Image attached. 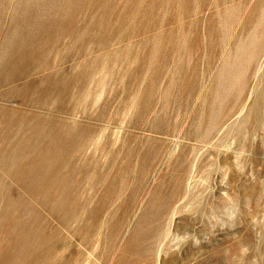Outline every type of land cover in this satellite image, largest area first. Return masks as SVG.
Masks as SVG:
<instances>
[{
    "label": "rangeland",
    "instance_id": "1",
    "mask_svg": "<svg viewBox=\"0 0 264 264\" xmlns=\"http://www.w3.org/2000/svg\"><path fill=\"white\" fill-rule=\"evenodd\" d=\"M0 264H264V0H0Z\"/></svg>",
    "mask_w": 264,
    "mask_h": 264
},
{
    "label": "bare ground",
    "instance_id": "2",
    "mask_svg": "<svg viewBox=\"0 0 264 264\" xmlns=\"http://www.w3.org/2000/svg\"><path fill=\"white\" fill-rule=\"evenodd\" d=\"M232 110H233V109H232ZM230 112H231V111H230ZM238 114H239V113H238ZM235 117H236V115H235ZM233 118H234V117H233ZM226 120H227V119H226ZM223 121H224V120H223ZM219 122H220V121H219ZM228 123H229V122H227V124H228ZM238 123H239V122H238ZM227 124H226V125H227ZM219 127H220V126H219ZM219 127L217 126V128H219ZM224 127L226 128V126H224ZM214 128H215V126H214ZM215 129H216V128H215ZM216 130H217V129H216ZM226 130H227V129H226ZM226 130H225L224 135H226V133H227ZM213 131H214V129L212 130V132H213ZM235 131H236V130H235ZM216 132H217V131H216ZM231 132H232V131H231ZM214 133H215V132H214ZM233 133H234V132H233ZM227 134L229 135V133H227ZM212 135H213V134H212ZM224 135H223V136H224ZM233 135H234V134H233ZM218 136H219V135H218ZM218 136H217V137H218ZM226 136H227V135H226ZM231 136H232V135H231ZM231 136H229V138H230ZM208 137H210V136H208ZM236 137H237V136H235V137H233V138H236ZM205 138H206V137H205ZM221 138H222V137H221ZM221 138H220V139H221ZM227 138H228V137H227ZM229 138H228V139H229ZM233 138H232V140H236V139H233ZM199 139H200V138H199ZM207 139H208V138H207ZM215 139H216V138H215ZM224 139H225V138H224ZM194 140H195V139H194ZM203 140H204V143H205V142H206V141H205L206 139H203ZM237 140L240 141L239 139H237ZM207 141H208V140H207ZM224 141H225V140H224ZM226 141H227V140H226ZM226 141H225V142H226ZM230 141H231V140H230ZM186 142H187V141H186ZM188 142H189V141H188ZM196 142H197V141H196ZM220 142H221V141H220ZM194 143H195V142H194ZM197 143L199 144V142H197ZM201 143L203 144V142H201ZM212 143H213V142L211 141V144H212ZM232 143H233V141H232ZM208 144H210V143H208ZM211 144H210V146H211ZM229 144H231V143H229ZM195 145H196V144H195ZM225 145H226V144H225ZM233 145H234V144H233ZM215 147H216V146H215ZM218 147H219V146H218ZM221 147H222V146H221ZM227 147H228V145H227ZM227 147H226V148H227ZM199 148H201V147H199ZM208 148H209V147H208ZM223 148H224V147H223ZM228 148H229V147H228ZM230 148H232V147H230ZM237 148H238V147H237ZM188 149H189V148H188ZM194 149H195V147H194ZM194 149H193V150H194ZM221 149H222V148H221ZM224 149H225V148H224ZM232 149H233V148H232ZM238 149H239V148H238ZM227 150H228V149H227ZM234 150H236V149H234ZM201 151H202V150H201ZM201 151H199V152H201ZM231 151H232V150H231ZM199 152H198V153H199ZM227 152H228V151H227ZM235 152H236V151H235ZM242 152H243V151H242ZM211 153H212V152H211ZM211 153H210V154H211ZM218 153H219V152H218ZM222 153H224V151H223ZM228 153H229V152H228ZM238 153H239V152H238ZM175 154H176V153H173V154L171 155L170 160H172L173 157L176 156ZM192 154H193V152H192ZM200 154H201V153H200ZM231 154L234 155L233 153H231ZM239 154H240V153H239ZM197 155H198V154H197ZM217 155H218V154H217ZM225 155H226V153H225ZM236 155H237V154H236ZM255 155H256V154H255ZM198 156H199V155H198ZM203 156H204V155H202L201 158H200V157H199V158L202 159ZM210 156H212V155H210ZM228 156H229V155H228ZM239 156H240V155H239ZM212 157H213V156H212ZM222 157H223V156H222ZM234 157H235V156H234ZM223 158H224V157H223ZM223 158H222V159H223ZM230 158H231V157H230ZM236 158H238V156H236ZM200 159H199L198 164H197L196 167H195L196 170H197V167L199 168V165H201V163H202V160H200ZM210 159H211V158H210ZM210 159H209V160H210ZM212 159H213V158H212ZM225 159H226V158H225ZM216 160H217V159H216ZM228 160H229V158H228ZM238 160H239V159H238ZM190 161H191V159L189 158V159H188V162H190ZM217 161L219 162V160H217ZM217 161H216V162H217ZM226 161H227V159H226ZM195 162H196V160H195ZM216 162H215V163H216ZM221 162H222V161H221ZM235 162H236V161H235ZM235 162H234V163H235ZM204 163H205V162H204ZM219 163H220V162H219ZM219 163H218V164H219ZM237 163H238V162H237ZM193 164H194V163H193ZM193 164H192V165H193ZM211 164H213V163H211ZM211 164H209V165H211ZM227 164H229V163H227ZM213 165L215 166V164H213ZM213 165H212V166H213ZM224 165H225V164H224ZM237 165H238V164H237ZM194 166H195V165H193V169H194ZM217 166H219V165H217ZM221 166H222V165H221ZM226 166H229V165H226ZM226 166H224V168H225ZM191 167H192V166H191ZM206 167L208 168L209 166H206ZM229 167H231V166H229ZM221 168H223V167H221ZM224 168L221 169V170L224 171ZM218 169H219V168H217L216 170H218ZM229 169H230V168H229ZM229 169H228V170H229ZM203 170H204V169H203ZM207 170H208V169H207ZM210 170H211V169H210ZM210 170H209V171H210ZM221 170H220V171H221ZM238 170H239V169H238ZM193 171H194V170H193ZM193 171H192V173H193ZM204 171H205V170H204ZM204 171H203V172L201 171V172H202L203 174H204L205 172H207V171H205V172H204ZM209 171H208V172H209ZM190 172H191V171H190ZM208 172H207V173H208ZM214 172H215V171H214ZM231 172H232V171L230 170V173H231ZM192 173H191V174H192ZM202 173H201V174H202ZM210 173H211V172H210ZM221 173H222V172H221ZM226 173H228V172H226ZM195 174H196V173H195ZM215 174H216V173H215ZM208 175H210V174H208ZM218 175H219V174H218ZM225 175H226V174L224 173V176H225ZM228 175H230V174H228ZM228 175H227V177H228ZM190 176H191V175H190ZM194 176H195V175H194ZM199 176H200V175H199ZM203 176H204V175H203ZM211 176H212L213 178L215 177L214 175H211ZM219 176H220V175H219ZM224 176H223V177H224ZM227 177H226V178H227ZM201 178H202V177H201ZM201 178H200V180H201ZM205 178H207V177H205ZM205 178L203 177V179H205ZM208 178H209V177H208ZM224 178H225V177H224ZM224 178H223V179H224ZM189 179H190V178H189ZM192 179H194V178L192 177L191 180H192ZM217 179H218V178H217ZM194 180H195V179H194ZM209 180H211V179H209ZM212 180H213V179H212ZM198 181H199V180H198ZM203 181H204V180H203ZM205 181H207V180H205ZM205 181H204V182H205ZM213 181H214V180H213ZM218 181H220V180L218 179L217 182H218ZM221 181H222V180H221ZM223 181H224V180H223ZM227 181H228V180H227ZM227 181H224V182L227 183ZM189 182H190V181H189ZM189 182H187V184H189ZM193 182L197 183L199 186H203V184L200 185V184H199L198 182H196V181H193ZM210 182H211V181H210ZM195 183H194V184H195ZM214 183H216V182H214ZM220 183H221V182H220ZM204 184H206V183H204ZM207 184H208V183H207ZM223 184H224V183H223ZM227 184H228V183H227ZM211 185H213V184H211ZM225 185H226V184H225ZM199 186H197V188H196V187H195V188L198 189ZM222 186H223V185H222ZM187 187H189V185H188ZM190 187H191V186H190ZM214 187H215V186H214ZM219 187H220V186H219ZM193 188H194V187H193ZM209 188H210V187H209ZM209 188H208V189H209ZM208 189H207V190H208ZM221 189H222V188H221ZM188 190H190V189H188ZM217 190H218V189H217ZM223 190H224V189H223ZM192 191H193V190H192ZM192 191H191V192H192ZM205 191H206V190H204V192H205ZM211 191H212V190H210V192H211ZM219 191H220V190H219ZM224 191H225V190H224ZM224 191H223V193H224ZM188 192H189V191H188ZM206 192H207V191H206ZM206 192H205V193H206ZM226 192H227V191H226ZM215 193H216V192H215ZM223 193L221 192V194H223ZM186 194H188V193L186 192ZM199 194H200V193H199ZM202 194H203V193H202ZM221 194H220V195H221ZM229 194H230V193H229ZM200 195H201V194H200ZM204 195H205V194H204ZM225 195H226V194H225ZM188 196H189V195H188ZM217 196H218V195H217ZM226 196H228V195H226ZM230 196H231V194H230ZM195 197H196V195H195ZM198 197H199V196H198ZM204 197H205V196H204ZM204 197H202V198H204ZM187 198H188V197H187ZM200 198H201V197H200ZM202 198H201V199H202ZM207 198H208V197H207ZM211 198H212V197H211ZM211 198H210V200H213V199H211ZM213 198H215V197H213ZM216 198H217V197H216ZM223 198H224V197H223ZM226 198H228V197H226ZM229 198H230V197H229ZM232 198L234 199V196H233ZM197 199H198V198H197ZM197 199H196V200H197ZM201 199H200V200H201ZM187 200H188V199H187ZM190 200H191V199H190ZM190 200H189V201H190ZM202 200H203V199H202ZM208 200H209V199H208ZM208 200L206 199L207 202H208ZM222 200H223V199H222ZM185 201H186V200H185ZM192 201H193V200H192ZM192 201H191V202H192ZM206 201H204V202H206ZM219 201H220V199H219ZM227 201H228V200H227ZM234 201H236V198H235ZM182 202H184V200L182 199V195H181L180 198H179V199L174 203V205H173V211H172L173 214L176 213V211L178 210V208L175 207V206H176L177 204H180V203L183 204ZM198 202H200V201H198ZM202 202H203V201H202ZM202 202H201V203H202ZM213 202H214V201H212V203H213ZM193 204H194V203H193ZM198 204H199V203H198ZM216 204H217V203H216ZM229 204H231V203H229ZM217 205H218V204H217ZM184 206H185V205H184ZM194 206H196V203L194 204ZM200 206H201V205H200ZM207 206H208V205H207ZM211 206H214V205H211ZM219 206H220V205H219ZM230 206H231V205H230ZM235 206H236V205H235ZM188 207H189V206H188ZM231 207H232V206H231ZM186 208H187V207H186ZM191 208H193V207H191ZM211 208H212V207H211ZM211 208H210V209H211ZM214 208H215V207H214ZM223 208H224V205H223ZM227 208H228V207H227ZM237 208H238V207H237ZM181 209H184V208L182 207ZM196 209H197V208H196ZM238 209H239V208H238ZM184 210H185V209H184ZM186 210H187V209H186ZM189 210H190V209H189ZM189 210H188V211H189ZM224 210H225V209H224ZM226 210H230V209H226ZM235 210H236V209H235ZM208 211H209V210H208ZM210 211H211V210H210ZM219 211H220V210H219ZM231 211H232V209H231ZM183 212H184V211H183ZM195 212H197V210H196ZM206 212H207V210H206ZM233 212H234V211H233ZM193 213H194V212H193ZM213 213L215 214V211H214ZM221 213H223V212H221ZM235 213H236V211H235ZM194 214H195V213H194ZM207 214H208V213H207ZM207 214H206V215H207ZM210 214H211V212H210ZM210 214H209V215H210ZM214 214H213V217H214ZM224 214H225V212H224ZM226 214H227V213H226ZM177 215H178V214H177ZM177 215H176V216H177ZM202 215H203V213H202ZM211 215H212V214H211ZM232 215H233V214H232ZM215 216L217 217V214H216ZM223 216H224V215H223ZM227 216H228V215H227ZM205 217H207L208 220H209L208 215L205 216ZM213 217H212V218H213ZM218 217H219V216H218ZM218 217H217V218H218ZM210 218H211V217H210ZM219 218H221V217H219ZM226 218H228V217H226ZM169 219H170V218H169ZM195 219H196V218H195ZM214 219H215V218H214ZM230 219H232V218L230 217ZM191 220H192V219H191ZM201 220H202V219H201ZM167 221H168V220H167ZM173 221H174V219H173ZM214 221H215V220H214ZM219 221H220V220H219ZM221 221L223 222V220H221ZM221 221H220V222H221ZM224 221H225V219H224ZM168 222H169V221H168ZM199 222H200V221H199ZM202 222H204V221H202ZM212 222H213V221H212ZM217 222H218V221H217ZM172 223H173V222H171V224H172ZM227 223H228V222H227ZM166 224H167V223H166ZM204 224H205V223H204ZM212 224H213V223H212ZM212 224H211V225H212ZM221 224H222V223H221ZM215 225H216V224H215ZM222 225H224V224H222ZM222 225H221V226H222ZM167 226H168V225H167ZM166 228H167V227H166ZM171 228H172V227H171ZM175 228H176V227H175ZM178 228H179V227H178ZM191 228H192V227H191ZM173 229H174V228H173ZM186 229H187V228H186ZM170 230H171V229H170ZM190 230H191V229H190ZM172 231L175 232L176 230H175V231L172 230ZM188 231H189V229H188ZM191 231H192V230H191ZM170 233L172 234L171 231H170ZM184 233H185V232H184ZM188 233H189V232H188ZM192 233H193V232H192ZM165 234H166V232H165ZM178 234H179V233H178ZM168 235H169V233H168ZM173 235H174V237H175L177 234L175 235V233H173ZM181 235H182V233H181ZM169 236H170V235H169ZM177 236H178V235H177ZM179 236H180V235H179ZM179 236H178V237H179ZM183 236H184V235H183ZM194 236H195V234H194ZM180 237H181V236H180ZM187 237H188V236H187ZM172 238H173V237H172ZM188 238H189V237H188ZM158 239H159V238H158ZM174 239H175V238H174ZM181 239H183V238H181ZM184 239H185V238H184ZM165 240H167V239H165ZM176 240H177V239H176ZM176 240H173V241H176ZM178 240H179V239H178ZM178 240H177V241H178ZM186 240H188V239H186ZM177 241H176V242H177ZM179 241H182V240H179ZM183 241H185V240H183ZM169 242H170V241H169ZM173 243H174V242H173ZM178 243H179V242H178ZM181 243H183V242H181ZM164 244H165V243H164ZM174 244H175V243H174ZM176 244H177V243H176ZM176 244H175V245H176ZM189 244H190V243H189ZM180 246H181V245H180ZM160 247H161V246H160ZM162 247H164V245H163ZM165 247H166V246H165ZM167 247H169L168 243H167ZM173 248H174V247H173ZM178 248H179V247H178ZM176 249H177V248H176ZM162 250H163V248L161 249V251H162ZM165 250H166V249H165ZM165 250H163V251H165ZM171 250H173V249H171ZM178 250H179V249H178ZM166 252H167V251H166ZM170 252H171V251H170ZM161 253H162V252H161ZM161 253L158 252V255L161 254ZM163 253H164V252H163ZM163 253H162V255H163ZM180 253H181V252H180ZM167 254H168V252H167ZM160 256H161V255H160ZM163 256H164V255H163ZM162 258H163V257H162ZM157 259H158V258H157ZM158 261H160V260H158ZM162 261H163V260H162Z\"/></svg>",
    "mask_w": 264,
    "mask_h": 264
}]
</instances>
